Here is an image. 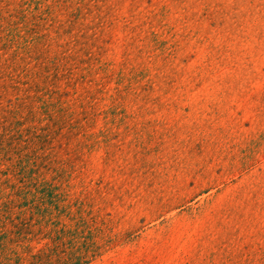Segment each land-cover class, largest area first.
Instances as JSON below:
<instances>
[{
	"label": "rangeland",
	"instance_id": "obj_1",
	"mask_svg": "<svg viewBox=\"0 0 264 264\" xmlns=\"http://www.w3.org/2000/svg\"><path fill=\"white\" fill-rule=\"evenodd\" d=\"M0 264H264V0H0Z\"/></svg>",
	"mask_w": 264,
	"mask_h": 264
}]
</instances>
